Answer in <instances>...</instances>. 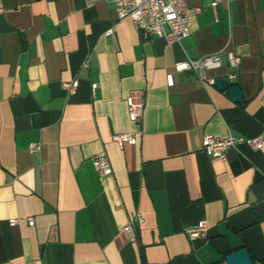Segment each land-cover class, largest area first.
Instances as JSON below:
<instances>
[{"label": "crops", "instance_id": "0c3cea01", "mask_svg": "<svg viewBox=\"0 0 264 264\" xmlns=\"http://www.w3.org/2000/svg\"><path fill=\"white\" fill-rule=\"evenodd\" d=\"M212 1L186 0L191 32L170 43L141 39L109 0H0V264H225L239 248L264 264V146L202 150L205 134L264 136V0ZM212 54L222 66L207 76L234 73L239 101L175 70ZM102 150L109 175L91 162ZM136 213L142 225L125 232Z\"/></svg>", "mask_w": 264, "mask_h": 264}, {"label": "built area", "instance_id": "2783aa9c", "mask_svg": "<svg viewBox=\"0 0 264 264\" xmlns=\"http://www.w3.org/2000/svg\"><path fill=\"white\" fill-rule=\"evenodd\" d=\"M96 0H90V3ZM113 4L118 20L129 18L132 20L139 36L143 40H149L154 37H163L168 42H180L191 32V24L188 16L186 0H109ZM217 0L211 2L215 6ZM201 8H195L199 12ZM2 8H0V12ZM114 27L109 28L106 34H112ZM229 64L237 68L241 58L235 54H228ZM222 66L220 54H212L198 59H189L183 63L176 64L175 70L192 69L198 77L208 84H214L215 77L207 76V71L217 69ZM235 76L229 74L230 80ZM167 84H173L171 73L166 76ZM63 87L69 92H74L78 86L77 81L63 82ZM92 91L97 88L96 83L91 84ZM127 113L131 121L140 122L144 111V94L140 90H132L126 97ZM112 141L119 146L124 144H134L135 135L133 133H116L112 135ZM241 143H246L254 149H261L264 146V136L256 135L252 137H235L228 135L226 138H219L213 134H205L202 137V150L209 156L224 159L230 149H235ZM31 151L39 150L40 144L32 142L29 145ZM91 162L100 175H109L112 173V166L107 153L102 150L91 157ZM144 218L136 213L124 225L123 230L128 233H134L142 225ZM17 219H11L10 224H15ZM28 224L33 225V218H28ZM206 232L205 222L188 228L186 233L190 238L198 237ZM132 240H135L133 235Z\"/></svg>", "mask_w": 264, "mask_h": 264}, {"label": "water", "instance_id": "95a60500", "mask_svg": "<svg viewBox=\"0 0 264 264\" xmlns=\"http://www.w3.org/2000/svg\"><path fill=\"white\" fill-rule=\"evenodd\" d=\"M214 85L221 90H227L230 97L235 101H239L242 98V93L239 87L232 84L225 76L215 78ZM225 261V264H254V261L246 248H239L227 254L225 256Z\"/></svg>", "mask_w": 264, "mask_h": 264}]
</instances>
